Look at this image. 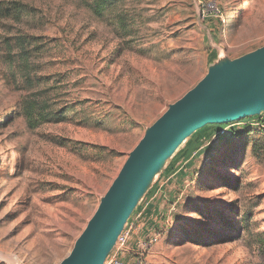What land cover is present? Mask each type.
Here are the masks:
<instances>
[{"label": "rangeland", "instance_id": "374dc122", "mask_svg": "<svg viewBox=\"0 0 264 264\" xmlns=\"http://www.w3.org/2000/svg\"><path fill=\"white\" fill-rule=\"evenodd\" d=\"M212 1L223 20L198 0H115L100 14L93 0H0V264H58L146 129L211 66L264 45V0ZM27 100L52 119L29 125ZM224 127L193 132L195 163L171 170L189 137L165 161L137 204L152 208L140 246L131 236L121 254L264 264V131Z\"/></svg>", "mask_w": 264, "mask_h": 264}, {"label": "water", "instance_id": "95a60500", "mask_svg": "<svg viewBox=\"0 0 264 264\" xmlns=\"http://www.w3.org/2000/svg\"><path fill=\"white\" fill-rule=\"evenodd\" d=\"M264 113V45L211 66L150 125L58 264H103L155 175L197 129Z\"/></svg>", "mask_w": 264, "mask_h": 264}, {"label": "built area", "instance_id": "2783aa9c", "mask_svg": "<svg viewBox=\"0 0 264 264\" xmlns=\"http://www.w3.org/2000/svg\"><path fill=\"white\" fill-rule=\"evenodd\" d=\"M200 11L199 14L202 18L217 17L223 20V14L218 8V5L212 0H198ZM230 123H236L238 127L247 126L253 129L264 131V113L260 115L246 117V119H240ZM240 125V126H239ZM227 127H223L218 133L223 134ZM135 210V209H134ZM133 210L132 214L126 221L123 230L118 235L115 246L117 250L113 252V249L106 256L103 264H145V260L141 256H133L127 260L123 259L120 253V248H122L129 240V238L140 232V222L141 213L135 212ZM160 233H155L148 238L147 244L145 246L148 248L153 243L157 242Z\"/></svg>", "mask_w": 264, "mask_h": 264}, {"label": "trees", "instance_id": "16d2710c", "mask_svg": "<svg viewBox=\"0 0 264 264\" xmlns=\"http://www.w3.org/2000/svg\"><path fill=\"white\" fill-rule=\"evenodd\" d=\"M113 1H115V0H93L94 6H95V11L98 14H100L103 9H105L106 7L111 6ZM7 46H8V44H7ZM8 47L10 48V45ZM19 65H21V70H25L28 67L27 56L20 58ZM23 110H24V113H25L26 121L31 126H35L33 124V120H35V119H39L41 122L50 121V119H52L51 116H50L52 114V112L46 111V109L43 106L38 105V102L36 100H27L24 103ZM226 124H208V125L203 126L202 128L212 127L210 129V131L207 133L208 135L214 134V133L219 134L218 132ZM253 130H255V129L247 127V126L234 127L232 129V131L235 132V134L236 133L242 134L243 132L253 131ZM194 133H192L189 136V138L191 136H193ZM225 133L226 132H224L223 134H225Z\"/></svg>", "mask_w": 264, "mask_h": 264}, {"label": "crops", "instance_id": "0c3cea01", "mask_svg": "<svg viewBox=\"0 0 264 264\" xmlns=\"http://www.w3.org/2000/svg\"><path fill=\"white\" fill-rule=\"evenodd\" d=\"M217 22V20L215 19H211L209 21V24L210 25H214L215 23ZM201 140H202V136L199 134L196 135H193L189 138L188 142H186L182 148L175 154L176 156H174V159L172 161V168L171 170H175L176 168H179L181 167L180 164H183V163H186V162H190V163H195V161H193V159H195L196 155L199 153V149L202 147L200 144H201ZM172 156V157H173ZM178 168V170H179ZM170 170V171H171ZM167 174H170V173H167ZM167 174L165 176H167ZM157 187V186H156ZM155 191V189L153 190V192ZM144 209V210H143ZM151 203H149V205H147V207H140V209L138 208L137 209V206H136V209L134 210L135 212H140L142 215L141 218H143L144 216H149L151 214ZM154 216L151 217V219H153ZM140 233V232H139ZM136 235V234H134ZM140 236V235H139ZM139 236H137V238H134L133 235L131 237V239L129 240L128 242V248H133V249H136L140 246V242L139 241L140 238ZM121 256L123 257V259L127 260L128 258H131V254L130 253H122Z\"/></svg>", "mask_w": 264, "mask_h": 264}]
</instances>
